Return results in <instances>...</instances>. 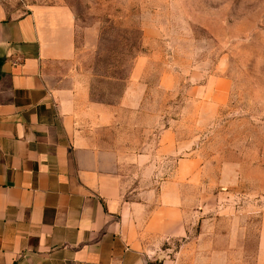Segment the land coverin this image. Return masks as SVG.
Wrapping results in <instances>:
<instances>
[{
	"label": "crops",
	"instance_id": "1",
	"mask_svg": "<svg viewBox=\"0 0 264 264\" xmlns=\"http://www.w3.org/2000/svg\"><path fill=\"white\" fill-rule=\"evenodd\" d=\"M9 4L0 0V264L154 263L186 236L179 123L142 121L138 59L127 80L82 67L69 8Z\"/></svg>",
	"mask_w": 264,
	"mask_h": 264
},
{
	"label": "rangeland",
	"instance_id": "2",
	"mask_svg": "<svg viewBox=\"0 0 264 264\" xmlns=\"http://www.w3.org/2000/svg\"><path fill=\"white\" fill-rule=\"evenodd\" d=\"M9 2L69 8L82 67L127 80L138 59L142 121L179 123L186 236L152 264H264V0Z\"/></svg>",
	"mask_w": 264,
	"mask_h": 264
}]
</instances>
